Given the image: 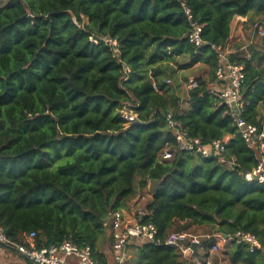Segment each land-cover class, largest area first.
Masks as SVG:
<instances>
[{"label": "trees", "instance_id": "16d2710c", "mask_svg": "<svg viewBox=\"0 0 264 264\" xmlns=\"http://www.w3.org/2000/svg\"><path fill=\"white\" fill-rule=\"evenodd\" d=\"M236 16L251 26L264 22V0H4L0 226L8 239L23 242L35 232L38 248L70 240L107 263L100 246L104 235L110 240L108 212L128 208L152 183L143 219L155 225L156 239L133 245L130 264H190L178 246L163 243L170 231L189 229L251 233L259 249L231 242L211 264H264V182L244 178L260 155L209 92L217 48L225 49ZM191 21L201 26L200 46L187 39ZM247 47L232 46L228 60L244 66L240 115L259 125L264 37L255 32ZM185 57V67L202 63L209 76L194 78L183 104L180 81L169 82ZM128 102L136 104L137 119L126 124L119 108ZM166 114L204 144L224 140L223 151L203 157L176 149L163 159L164 143L174 142ZM212 242L202 239L203 258Z\"/></svg>", "mask_w": 264, "mask_h": 264}, {"label": "built area", "instance_id": "2783aa9c", "mask_svg": "<svg viewBox=\"0 0 264 264\" xmlns=\"http://www.w3.org/2000/svg\"><path fill=\"white\" fill-rule=\"evenodd\" d=\"M185 13L191 18L190 10L182 2ZM190 32L187 36L188 41L200 46L204 42L201 38V26L195 22H190ZM253 29L257 35L264 37V22L257 21L253 24ZM90 41L97 42L94 37H89ZM106 44L113 48L117 45L116 41L111 38H104ZM218 49L217 64L214 72L215 81L209 88V92L225 105L234 119L237 132L241 135L246 145L258 152L259 161L251 170L244 173L246 180L255 179L258 182H264V122L259 125L248 123L241 115L243 102L241 99V86L244 81V66L241 63H235L228 60V54L233 52L232 46H226L224 50ZM249 56V53H247ZM128 68H126V71ZM169 81V80H167ZM196 86V81L189 80L186 89ZM136 104L132 102L124 103L119 108V115L129 124L137 119L135 111ZM264 114V106L261 108ZM166 126L171 130L174 142L166 141L162 151V158L168 159L172 156L174 150H183L199 154L203 157L219 155L223 149L224 140H212L208 144L201 142L200 138L190 137L180 126V123L166 114ZM233 161V159L231 160ZM143 197L135 196L130 200L128 208L109 211L105 226L109 234L108 243V261L100 262L91 255L90 247H79L70 240H63L57 244H51L44 247H36L34 243L35 232H30L24 236L23 242H14L8 239L3 228L0 226V247L11 248L20 257V260L10 264H130L131 248L133 245H140L145 242L155 241L157 229L155 225L143 218L149 215L142 205ZM222 237L221 235H219ZM209 235H199L188 230L170 231L164 244L178 246L184 257L192 256L191 264H211L215 253L218 250V244L213 243L202 260L193 256L201 247L203 238H209ZM228 243H244L250 251L261 247L258 238L248 232L237 230L233 234L224 238ZM196 246L194 251L191 246ZM8 250V249H7ZM17 256V257H18ZM187 257V258H188Z\"/></svg>", "mask_w": 264, "mask_h": 264}, {"label": "crops", "instance_id": "0c3cea01", "mask_svg": "<svg viewBox=\"0 0 264 264\" xmlns=\"http://www.w3.org/2000/svg\"><path fill=\"white\" fill-rule=\"evenodd\" d=\"M230 38L228 40V43L226 46H234V45H238V44H241V46L243 48H248L247 46L253 41V36H254V29H253V24L251 26L249 20L247 17L245 16H236L232 19L231 23H230ZM187 62V61H185ZM198 64H200L199 62L191 65V68L192 67H195V66H198ZM202 64V63H201ZM204 65V64H203ZM206 66V65H205ZM173 67L176 69V74H182V68H176V65H173ZM184 70V69H183ZM189 80L193 79V78H188ZM178 80L180 81V84H182V86L184 87L185 90L186 89V85L187 83L189 82L186 81L184 82L182 80V78H180L178 76ZM181 101L183 102V104H185L186 102V97H181ZM200 232V231H199ZM203 235V234H201ZM212 239V244L213 243H217L218 245L220 244H223L224 245V248L228 245V242L224 240L223 237H220L218 234H215V235H209ZM133 252V249L131 248V253L132 254ZM203 251L201 250H198L195 254H193V256H197L199 260H202L203 259ZM188 257V256H187ZM190 257H192L190 255ZM3 258H13L12 260H9L7 263L5 264H10V263H15V262H18L20 260V257L18 256H15L13 257L12 255L9 254V252L7 250H4L3 248L0 247V261L3 259ZM189 260V259H188ZM192 262H190L191 264Z\"/></svg>", "mask_w": 264, "mask_h": 264}, {"label": "rangeland", "instance_id": "374dc122", "mask_svg": "<svg viewBox=\"0 0 264 264\" xmlns=\"http://www.w3.org/2000/svg\"><path fill=\"white\" fill-rule=\"evenodd\" d=\"M4 0H0V5L2 4ZM256 39V38H255ZM188 59L185 57L183 59H178L177 60V64H174L176 65V68H182V74H176L175 72H172L170 75H171V79H170V82H177L178 81V76L180 78H182V80L184 82L188 81L189 79L188 78H196L197 76H202V77H208L209 76V68L203 64H198V66H195V67H192L191 66H188V67H185L183 63H185V61H187ZM180 64V65H179ZM182 64V65H181ZM184 69V70H183ZM186 91L184 89V87L182 86V84L179 85V88L177 89V92L179 93V95L181 97H186ZM136 182V180H135ZM136 184V183H135ZM153 192V188H152V183H148L145 187H143L142 189H138L137 190V196L139 197H143V204H146L148 202V200L150 199L151 197V194ZM188 231H191L193 233H196V234H199L200 232L197 231L195 232V229H189ZM201 235V234H200ZM106 237L107 236H103L101 238V251L103 253H105L107 256L109 255L108 254V243L106 242ZM224 249V245L223 244H220L218 245V250L217 252L215 253L214 255V260L215 259H221L222 257V251ZM109 258V256H108ZM13 258H3L1 261H0V264H5L7 263L9 260H12ZM189 261L192 262V258L191 257H188ZM219 264H227L224 260H220L219 261Z\"/></svg>", "mask_w": 264, "mask_h": 264}, {"label": "water", "instance_id": "95a60500", "mask_svg": "<svg viewBox=\"0 0 264 264\" xmlns=\"http://www.w3.org/2000/svg\"><path fill=\"white\" fill-rule=\"evenodd\" d=\"M223 238H227L228 235H221ZM191 248L196 251V246L195 245H192ZM187 264V263H186Z\"/></svg>", "mask_w": 264, "mask_h": 264}]
</instances>
